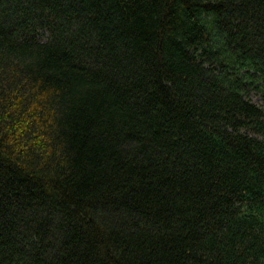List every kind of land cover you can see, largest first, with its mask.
<instances>
[{
  "label": "trees",
  "instance_id": "obj_1",
  "mask_svg": "<svg viewBox=\"0 0 264 264\" xmlns=\"http://www.w3.org/2000/svg\"><path fill=\"white\" fill-rule=\"evenodd\" d=\"M0 264H264V0H0Z\"/></svg>",
  "mask_w": 264,
  "mask_h": 264
},
{
  "label": "rangeland",
  "instance_id": "obj_2",
  "mask_svg": "<svg viewBox=\"0 0 264 264\" xmlns=\"http://www.w3.org/2000/svg\"><path fill=\"white\" fill-rule=\"evenodd\" d=\"M252 96L255 98L254 99L255 101H257L258 103H261L260 98L257 95L254 94Z\"/></svg>",
  "mask_w": 264,
  "mask_h": 264
}]
</instances>
